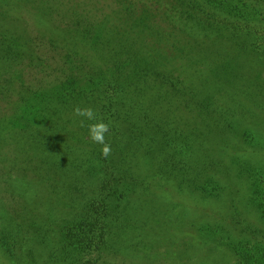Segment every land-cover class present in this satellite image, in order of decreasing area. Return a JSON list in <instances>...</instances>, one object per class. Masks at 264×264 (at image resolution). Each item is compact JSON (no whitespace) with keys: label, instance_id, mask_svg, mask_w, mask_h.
I'll return each instance as SVG.
<instances>
[{"label":"rangeland","instance_id":"rangeland-1","mask_svg":"<svg viewBox=\"0 0 264 264\" xmlns=\"http://www.w3.org/2000/svg\"><path fill=\"white\" fill-rule=\"evenodd\" d=\"M119 1L0 0V264H264V0ZM70 21L82 32L62 40ZM33 40L41 66L21 76ZM118 61L140 78L97 117L107 158L23 117L106 64L135 77Z\"/></svg>","mask_w":264,"mask_h":264},{"label":"trees","instance_id":"trees-1","mask_svg":"<svg viewBox=\"0 0 264 264\" xmlns=\"http://www.w3.org/2000/svg\"><path fill=\"white\" fill-rule=\"evenodd\" d=\"M17 1H24V0H14L15 3L19 4L20 2H17ZM119 2H124V1L120 0ZM130 5H133V4H129V6ZM143 7L145 8L142 9V11L139 13L140 16H142L143 13L145 14L146 12L152 11L147 6H143ZM39 9L42 14V18L39 21L43 22V25L45 24L51 25V24L58 22V20L56 19H51L52 14L49 11L43 9V7H40ZM262 22L264 23V20H262ZM34 23H35L34 25L36 27V31L38 33H41V35L43 33H47V31L42 30V29H46V27H43L42 29L38 28L39 26L37 25L40 24L38 20L34 19ZM74 26H75L74 23L72 24L70 21V23H67L65 28L61 29L63 31L62 40L66 38H69V40L70 38H77L81 34L82 32L81 29L79 27H74ZM247 29H250L249 26ZM158 36L159 37H154V38L150 37V39H152V41L157 40L158 42L164 43L165 37L161 36V33ZM258 38L262 41L259 40L260 41L259 43L254 42L255 45H253V50H255L256 52H259V54L260 53L264 54V26L259 27L257 29L255 39H258ZM47 40L48 42H50V46L54 47V44L56 43V40H54V37L47 39ZM26 48L28 49L27 54H25L24 52H19L17 56L24 54L23 56L27 57L28 59L27 61L23 60V58L21 57L19 58V60L16 61V59H13V62H11L14 66V69H19L21 76H22V73L26 69L29 70L33 67H37L38 65L41 66V64L37 60L38 55L35 54V50L36 48H38L36 46L35 40H33V42H30V44L26 46ZM39 57L41 60L44 59L41 55H39ZM109 66H112V63L109 65L106 64V66L103 67L104 69L99 70L102 76H99V77L92 76L90 77V79H85V78L83 79V77H81L84 80L83 82L85 84L80 86L79 89H75L74 93L73 92L67 93V94L65 93V95H61V93L57 94L55 92L53 93L54 95H50L51 97L55 96L54 98L61 97V100L65 101L64 103H66L65 108H60L57 106L56 110L52 113V116L50 115L49 111L46 109V108H49L47 107V105L33 104L32 107H34L35 109L31 108L28 112L23 113V117L32 126H36V129L38 128V131H40L43 134V136L48 140H58V137H61L63 140L65 136H70L73 133L79 134L81 137L88 136V125L93 122L87 119H84L82 117L74 116L73 109L77 106L81 108L90 107L95 111L97 117H101L104 120H106L110 118L111 111H113V109L116 108L118 104L125 101V100H122L121 97L124 94H128V92L132 91L133 89L132 85L136 84L140 78V74L138 73V71H135V70L134 72L133 70L129 71L128 70L129 65L126 62L118 61V62H114L113 66L116 72H118L121 77L125 76V75L123 76L124 72H127L128 74L129 72L131 74L134 73L135 77L130 78V79L122 78L121 81H117L114 79L112 75V77L110 78L103 79L102 78L103 74L108 75L109 73L113 71L112 70L113 67H109ZM19 74L17 76H19ZM80 83H81V80H80ZM16 86H17V82L14 81V87L11 89L13 93L17 92L19 89V87L17 88ZM24 93L25 92L23 88L21 87L20 91L18 92L19 96L23 99L29 100V98H27L28 94H24ZM47 100H50L49 95H47ZM82 103H85L83 104V107L81 106ZM19 115H21L20 112H19ZM81 120H83V126H81V123H80ZM51 125H52V128H50Z\"/></svg>","mask_w":264,"mask_h":264},{"label":"clouds","instance_id":"clouds-1","mask_svg":"<svg viewBox=\"0 0 264 264\" xmlns=\"http://www.w3.org/2000/svg\"><path fill=\"white\" fill-rule=\"evenodd\" d=\"M73 115L82 117L89 121H96L88 125V139L91 143L102 145L101 155L107 158L111 154V145L105 142V135L109 133V124L97 118L95 111L90 108H81L79 106L73 109ZM83 126V120H81Z\"/></svg>","mask_w":264,"mask_h":264}]
</instances>
